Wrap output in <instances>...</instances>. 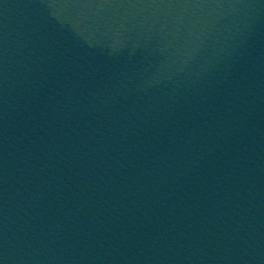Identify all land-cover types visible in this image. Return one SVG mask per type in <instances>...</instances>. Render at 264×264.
Wrapping results in <instances>:
<instances>
[{
	"label": "water",
	"instance_id": "water-1",
	"mask_svg": "<svg viewBox=\"0 0 264 264\" xmlns=\"http://www.w3.org/2000/svg\"><path fill=\"white\" fill-rule=\"evenodd\" d=\"M0 264H264V0H46Z\"/></svg>",
	"mask_w": 264,
	"mask_h": 264
}]
</instances>
